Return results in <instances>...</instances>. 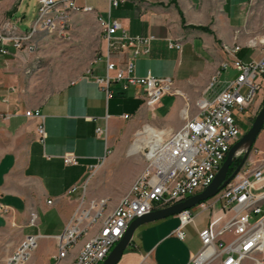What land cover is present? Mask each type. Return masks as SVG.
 Wrapping results in <instances>:
<instances>
[{"label":"crops","instance_id":"1","mask_svg":"<svg viewBox=\"0 0 264 264\" xmlns=\"http://www.w3.org/2000/svg\"><path fill=\"white\" fill-rule=\"evenodd\" d=\"M82 3L95 8L86 16L96 24L97 16L109 18L107 0ZM256 10L264 12V0H126L111 9L110 17L133 37L153 36L150 52L134 56L133 48L112 49L103 37L97 63L41 100L35 98L36 87L29 85L28 62L34 53L11 48L10 55H0V115L7 117L0 119V264L32 235L39 238L28 264H53L58 252L55 238L90 200L87 186L97 175L123 177L122 186H114L122 196L126 194L132 178L144 170L135 172L128 156L137 130L145 123L180 129L184 109L191 116L197 114V109L191 113L186 105L189 99L212 98L230 81H223V76L232 73L231 80L237 78L239 72L231 66L224 69V63L232 57L243 63L261 59L263 37H247ZM236 46L240 50L233 56L225 51ZM107 57L121 70L133 62L136 77L171 78L180 94L164 96L151 110L142 86L125 87V81L115 80L108 87L99 85L96 79L106 76ZM214 76L219 83L209 89ZM167 97L176 98L170 110L162 104ZM35 111L44 120V143L36 131L41 119L26 116ZM98 128L103 135L97 134ZM260 137L264 129L256 144ZM257 146L264 154V147ZM66 154L76 155L79 164L65 165ZM250 161L251 165L258 162ZM260 166L264 163L255 167ZM31 213L37 215L35 226L30 224ZM192 213L194 222L184 229V240L176 234L178 215L140 226L118 264H188L201 248L199 233L210 218L209 211L198 207ZM81 247L82 241L61 264L73 261Z\"/></svg>","mask_w":264,"mask_h":264},{"label":"built area","instance_id":"2","mask_svg":"<svg viewBox=\"0 0 264 264\" xmlns=\"http://www.w3.org/2000/svg\"><path fill=\"white\" fill-rule=\"evenodd\" d=\"M88 1L36 0L37 13L27 29H19L12 21L0 28V55H10L11 48L16 52L34 53L46 40L69 41L73 16L95 12L93 6L82 3ZM107 2L109 18L97 16L96 21L109 48H133L134 56L148 54L153 36L133 37L110 17L111 9L118 8L126 0ZM239 50L238 46L225 48L230 56ZM261 51L258 61L243 63L232 57L231 62L224 63V69L231 66L239 75L225 82L212 98L198 101L195 116L184 109V124L180 129H161L147 123L135 133L131 148L139 147L133 155H142L144 170L115 207H111L109 199L97 198L87 201L75 212L63 233L55 238L58 252L53 264L67 260L81 241L82 247L68 264H103L134 220L184 202L214 182L230 149L242 136L236 116L246 113L257 96L264 92V43ZM133 71V62H129L126 70H121L107 57L106 76L97 78L96 82L106 87L112 80L125 81V87L142 86L145 104L151 110L164 96L180 94L171 78L151 75L140 78L132 75ZM111 72L115 75L111 76ZM218 83V77L214 76L209 89ZM26 116L41 119L36 131L39 141L44 143L46 131L39 111L27 112ZM128 118L126 115L125 119ZM0 119L7 117L0 115ZM97 134L103 135L104 130L98 128ZM63 161L67 166L79 164L74 154H66ZM197 207L209 211L210 218L199 233L201 248L188 264H264V166L253 167L248 163L216 196ZM178 216L180 226L176 234L184 240V229L194 222V215L192 210H185ZM36 220L37 215L31 213V226L36 225ZM38 238L37 235L25 237L5 264H28Z\"/></svg>","mask_w":264,"mask_h":264},{"label":"rangeland","instance_id":"3","mask_svg":"<svg viewBox=\"0 0 264 264\" xmlns=\"http://www.w3.org/2000/svg\"><path fill=\"white\" fill-rule=\"evenodd\" d=\"M36 13V0H0V28L7 22L12 21L17 23L19 29L25 30L33 22ZM248 28L250 30V34L247 36L248 39L263 37L262 42H264L263 10L255 11ZM103 39V35L101 31L98 30L96 22L88 19L86 14H79L73 21V33L69 41L61 42L56 39L42 41L38 50L32 54L28 62L29 70H32L30 74L32 78L30 79L29 85L36 87V91H34L35 98L37 100L45 98L51 92L60 89L69 81L75 80L81 74L88 71L94 60L102 53L104 47ZM234 76L235 74L228 73L222 77V80H231ZM201 99L202 98L194 100L189 99V104L186 105H189L191 113L196 112L197 102ZM173 100H176V98L167 97L162 100V104L166 107V110L172 108L174 104ZM263 105L264 92L257 96L246 113L236 116L242 136L249 131ZM159 114L160 113H158V115ZM155 127L161 129L167 128ZM257 144L264 147V137H260ZM257 144L255 143L252 146L246 165L251 162V158L256 161L258 160L255 165H252L253 167L264 163V160H262L264 154L260 153ZM129 150L128 156L129 159H131L133 170L135 172L136 170H142V168L145 167L144 158L142 155H130ZM244 154L245 152L239 154L236 162L233 164L232 171L240 164ZM135 177L132 178V184ZM123 182V177L112 178L110 174L108 177L97 175L87 186L88 197L90 200L97 198L109 199L111 207H115L119 199L122 198V193H119L118 191L120 188L114 185L122 186ZM39 251L41 254L44 252L42 247L39 248Z\"/></svg>","mask_w":264,"mask_h":264},{"label":"water","instance_id":"4","mask_svg":"<svg viewBox=\"0 0 264 264\" xmlns=\"http://www.w3.org/2000/svg\"><path fill=\"white\" fill-rule=\"evenodd\" d=\"M263 128L264 105L256 116L255 121L249 131L245 133L240 138V140L232 146L214 182L209 187H207L202 192H199L198 194L190 197L184 202L178 203L167 208L154 210L151 213L134 220L129 226L124 236L122 237V239L112 249L111 253L103 264H118L120 262L124 252L132 243L134 233L140 226L179 215L185 210H192L193 208L197 207L200 203L208 201L209 199L216 196L230 181H232L236 177V175L246 165L247 160L249 158L250 150L252 146L256 143ZM244 144L248 145V149L245 151V154L240 164L230 174V169L236 162L237 157L239 156V148Z\"/></svg>","mask_w":264,"mask_h":264},{"label":"bare ground","instance_id":"5","mask_svg":"<svg viewBox=\"0 0 264 264\" xmlns=\"http://www.w3.org/2000/svg\"><path fill=\"white\" fill-rule=\"evenodd\" d=\"M263 43H264V42H263ZM138 148H139V147H137V146H136L135 148L132 147V148L129 150V154H130V155L135 154V153L138 151ZM247 149H248V145H247V144H244V145H242V146L239 148V151H238V152H239V154H240V153L245 152Z\"/></svg>","mask_w":264,"mask_h":264},{"label":"trees","instance_id":"6","mask_svg":"<svg viewBox=\"0 0 264 264\" xmlns=\"http://www.w3.org/2000/svg\"><path fill=\"white\" fill-rule=\"evenodd\" d=\"M174 1V0H173ZM204 30H206L205 28H204ZM234 166V165H233ZM233 166L231 167V169H230V174L233 172L232 170H233Z\"/></svg>","mask_w":264,"mask_h":264}]
</instances>
